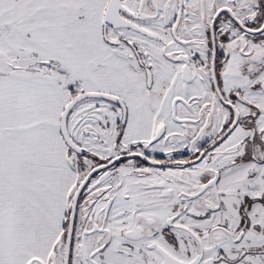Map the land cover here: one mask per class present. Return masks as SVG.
Instances as JSON below:
<instances>
[{
  "label": "snow or ice",
  "instance_id": "snow-or-ice-1",
  "mask_svg": "<svg viewBox=\"0 0 264 264\" xmlns=\"http://www.w3.org/2000/svg\"><path fill=\"white\" fill-rule=\"evenodd\" d=\"M0 264H264V0H0Z\"/></svg>",
  "mask_w": 264,
  "mask_h": 264
}]
</instances>
